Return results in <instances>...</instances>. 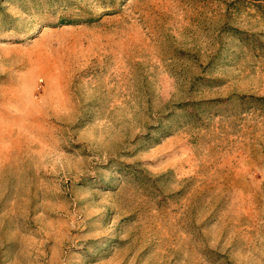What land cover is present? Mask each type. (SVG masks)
I'll return each mask as SVG.
<instances>
[{
    "label": "rangeland",
    "instance_id": "rangeland-1",
    "mask_svg": "<svg viewBox=\"0 0 264 264\" xmlns=\"http://www.w3.org/2000/svg\"><path fill=\"white\" fill-rule=\"evenodd\" d=\"M0 264H264V0H0Z\"/></svg>",
    "mask_w": 264,
    "mask_h": 264
}]
</instances>
